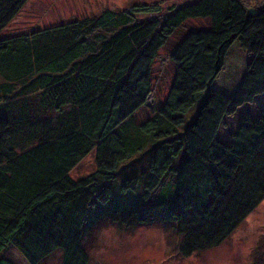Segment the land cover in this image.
Here are the masks:
<instances>
[{"label":"trees","instance_id":"1","mask_svg":"<svg viewBox=\"0 0 264 264\" xmlns=\"http://www.w3.org/2000/svg\"><path fill=\"white\" fill-rule=\"evenodd\" d=\"M26 1L0 0V264H16L9 247L87 264L104 218L175 223L184 257L221 245L264 198V109H248L264 95V6L161 0L6 34ZM176 33L172 83L138 121ZM235 43L248 58L229 96L214 83ZM92 152L96 171L74 179Z\"/></svg>","mask_w":264,"mask_h":264},{"label":"rangeland","instance_id":"2","mask_svg":"<svg viewBox=\"0 0 264 264\" xmlns=\"http://www.w3.org/2000/svg\"><path fill=\"white\" fill-rule=\"evenodd\" d=\"M161 0H27L5 33L30 32L44 29L76 19H87L100 14L105 9L126 10L136 4H151ZM167 1V0H162ZM247 7L256 9L264 6V0H243ZM176 33L172 40L160 50L155 60L157 95L153 102L141 109L136 119L145 121L152 115L153 103L164 100L174 75V64L169 55L180 39ZM230 51L226 68L214 83V88H229V96L236 93L245 75L247 53L235 43ZM251 106V105H250ZM249 112L256 121L264 109V95L255 99ZM245 108L237 116H229L227 123L234 129ZM228 131V130H227ZM96 171L95 152L89 154L72 171L76 180L90 176ZM182 236L175 223L154 220L147 224H117L110 218L98 223L87 240L86 248L90 255L87 264H264V198L245 221L234 230L221 245L203 249L199 254L184 257L180 253ZM3 255L16 264H28L22 255L12 247ZM41 264H62V252L55 251Z\"/></svg>","mask_w":264,"mask_h":264},{"label":"clouds","instance_id":"3","mask_svg":"<svg viewBox=\"0 0 264 264\" xmlns=\"http://www.w3.org/2000/svg\"><path fill=\"white\" fill-rule=\"evenodd\" d=\"M8 28V27H7ZM6 28V29H7ZM5 29V30H6ZM237 92V91H236ZM149 101H151V102H153V97H150V99H149ZM154 104V103H153ZM153 108H154V106H153ZM242 120V119H241ZM241 120L240 121H238V124L237 125H235L234 126V129H232L231 127L228 129V131H227V135L230 137V139H231V137L238 131V127H239V124H240V122H241ZM227 141H229V140H227ZM227 239H225L223 242H225Z\"/></svg>","mask_w":264,"mask_h":264}]
</instances>
